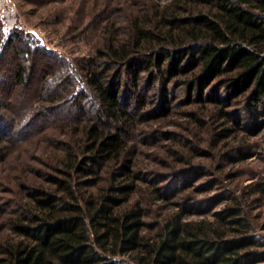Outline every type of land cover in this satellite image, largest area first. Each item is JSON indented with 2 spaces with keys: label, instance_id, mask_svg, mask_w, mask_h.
Masks as SVG:
<instances>
[{
  "label": "trees",
  "instance_id": "16d2710c",
  "mask_svg": "<svg viewBox=\"0 0 264 264\" xmlns=\"http://www.w3.org/2000/svg\"><path fill=\"white\" fill-rule=\"evenodd\" d=\"M106 5L93 12L101 39L73 60L17 28L0 42V83L10 87L26 83L33 55L48 57L32 95L0 100V152L50 121L71 123L52 138L51 170L0 205V264H264V179L163 213L152 231L130 199L135 131L169 109L173 88L210 102L222 121L233 99L250 114L264 109V0H138L115 25Z\"/></svg>",
  "mask_w": 264,
  "mask_h": 264
},
{
  "label": "rangeland",
  "instance_id": "374dc122",
  "mask_svg": "<svg viewBox=\"0 0 264 264\" xmlns=\"http://www.w3.org/2000/svg\"><path fill=\"white\" fill-rule=\"evenodd\" d=\"M137 2L0 0V42L8 31L17 28L24 38L36 39L55 56L73 60L92 49L103 35L102 21L95 20V7L107 4L110 24H124L125 16ZM7 52L8 47L3 46L0 62ZM31 59L33 69L23 86L10 87L5 81L0 83L1 101L13 99L22 92L30 96L37 89V68L47 62L48 57L35 54ZM153 89L147 91L149 95L154 94ZM171 92L169 109L139 123L132 143L135 158L132 171L138 178L130 199H137L144 206L149 231L163 213L191 204L203 207L212 194L225 189L236 192L252 179H264L263 108L250 114L241 101L233 99L224 107L230 118L222 121L210 102H188L179 86ZM53 109L50 108L51 112ZM231 116L236 118V123ZM37 118L35 122H38ZM69 124L68 120L50 121L41 129L3 145L0 152V205L13 206L12 194L22 189V183L28 177L39 180L42 172L51 170L49 155L57 151L52 147V138L65 137L64 130ZM221 125L228 127L227 135H214L213 130ZM176 178L179 182L173 183ZM3 215L0 211V224H3ZM186 215L198 216L194 212ZM262 215L263 208L258 220ZM1 230L6 232L7 227L2 225ZM256 230L264 237V226Z\"/></svg>",
  "mask_w": 264,
  "mask_h": 264
}]
</instances>
